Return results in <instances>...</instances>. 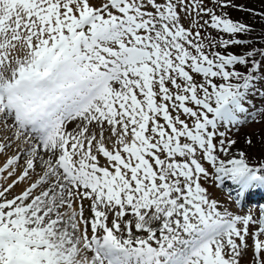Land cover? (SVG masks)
Listing matches in <instances>:
<instances>
[{
	"label": "snow or ice",
	"instance_id": "snow-or-ice-1",
	"mask_svg": "<svg viewBox=\"0 0 264 264\" xmlns=\"http://www.w3.org/2000/svg\"><path fill=\"white\" fill-rule=\"evenodd\" d=\"M262 40L246 0H0V264H264Z\"/></svg>",
	"mask_w": 264,
	"mask_h": 264
},
{
	"label": "rangeland",
	"instance_id": "rangeland-1",
	"mask_svg": "<svg viewBox=\"0 0 264 264\" xmlns=\"http://www.w3.org/2000/svg\"><path fill=\"white\" fill-rule=\"evenodd\" d=\"M237 2L238 3L245 2V0H237ZM246 2L247 5L249 6L251 5L257 6L259 0H246ZM235 14L238 15V12H235ZM233 138L238 140L239 142L238 146L241 148L245 147L246 139L250 138L253 141V146L249 150L253 152H258L261 149V147L264 146L262 145V140H264V121L261 122L250 121L248 124L241 127L239 131L233 135ZM11 148H13V146L7 148L6 152H8V150ZM1 183H3V181ZM255 195H256V199H253L252 202H254V204H264V193L258 192Z\"/></svg>",
	"mask_w": 264,
	"mask_h": 264
},
{
	"label": "bare ground",
	"instance_id": "bare-ground-1",
	"mask_svg": "<svg viewBox=\"0 0 264 264\" xmlns=\"http://www.w3.org/2000/svg\"><path fill=\"white\" fill-rule=\"evenodd\" d=\"M0 127H2V126H0ZM10 135H11V133L8 132L7 130H0V141H3L5 136H10ZM12 146H13V148L9 149L8 152H6V154H0V167L3 166V164L6 162V160H7V158L9 156H12V155H14L16 153V151H17V142H13ZM2 181L3 180H0V183ZM10 181H11V178H9V182ZM21 187H23V185H21ZM16 190L19 191L20 189L17 188ZM252 200L253 199H251V201Z\"/></svg>",
	"mask_w": 264,
	"mask_h": 264
},
{
	"label": "trees",
	"instance_id": "trees-1",
	"mask_svg": "<svg viewBox=\"0 0 264 264\" xmlns=\"http://www.w3.org/2000/svg\"><path fill=\"white\" fill-rule=\"evenodd\" d=\"M249 8H254V9H257V10H264V0H259V3H257V6H249L247 5ZM235 12H238V15L235 14ZM231 15L234 19H240V18H243L245 20H249L251 21V17L248 13H245V12H240V11H237V10H234L231 11ZM257 31H259V27H257ZM259 44H264V40L262 41H259L258 42Z\"/></svg>",
	"mask_w": 264,
	"mask_h": 264
}]
</instances>
